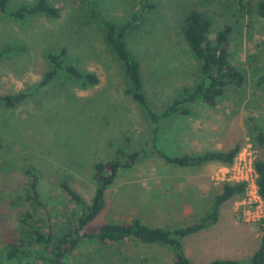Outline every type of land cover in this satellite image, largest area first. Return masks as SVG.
Masks as SVG:
<instances>
[{"label": "rangeland", "instance_id": "rangeland-1", "mask_svg": "<svg viewBox=\"0 0 264 264\" xmlns=\"http://www.w3.org/2000/svg\"><path fill=\"white\" fill-rule=\"evenodd\" d=\"M35 1L11 0L7 8ZM50 1L60 11L56 19L33 16L19 22L0 18V52L8 47L14 50L0 59V97L31 89L18 108L0 109V138L3 146L7 145L6 150H0V157L6 152V159H14L8 169L2 168L0 162V236L5 237L14 222L16 203L27 181L24 166L38 171L43 200L61 208L66 199L58 187L60 179L68 176L70 186L89 202L94 191L92 164L113 159L118 147L144 149L147 153L133 167L118 171L105 192V206L88 231L104 223L134 218L150 227L173 230L208 210L221 189L223 181L217 178H221L225 166L211 162L179 168L153 153L148 144L150 131L145 112L124 95L122 80L115 65L103 56L96 35L80 32V2ZM238 1L159 0V10L152 19L155 24L149 28L154 34L143 37L140 44L144 45L141 49L156 51L141 67L147 97L156 113L171 101L182 77L187 76L188 86L196 80V62L187 61L178 69L182 56L176 57L184 47L181 30L191 10L211 19L210 36L225 24L233 27L230 62L245 78L242 87L227 89L216 106L192 103L186 106L188 115L176 114L162 120L155 144L166 155L226 151L239 145V151L247 149L255 160L264 159V152L251 141L249 122V118H255L264 129V86L256 83L264 73V19L256 11L261 0H242L250 2L249 14L241 12ZM105 2L116 18H122L129 8V0ZM21 46L24 49L20 50ZM61 47L68 49V63H79L81 70L94 72L99 83L82 91L63 74L34 90L50 67L44 52ZM163 49L174 58H165ZM166 61L172 63L171 67ZM242 197L221 206L216 224L182 239L183 252L190 260L207 264L217 259H249L260 244L262 228L258 223L243 221L238 208ZM75 256V264H172L173 259L167 248L136 243L113 251L83 243Z\"/></svg>", "mask_w": 264, "mask_h": 264}, {"label": "trees", "instance_id": "trees-1", "mask_svg": "<svg viewBox=\"0 0 264 264\" xmlns=\"http://www.w3.org/2000/svg\"><path fill=\"white\" fill-rule=\"evenodd\" d=\"M10 1L0 0V18L26 22L33 16H45L50 19L60 16L59 9L50 0H36L34 4H23L8 10ZM78 1L80 3L77 20L83 26L80 32H87L92 37L96 35L103 47V56L115 65L113 67L124 85V95L145 112L150 131L148 144L150 143L152 152L159 154L168 164L179 168L199 167L211 162L223 166L232 164L240 150L239 145L226 151L169 156L156 147L155 141L162 120L176 114L188 115L189 110L186 106L192 103L200 102L207 107H214L224 97L227 89L243 86L245 78L242 71L230 62L233 27L225 24L215 32L214 36H210L211 19L198 10L188 12L181 30L184 47L181 46L182 53L178 51L176 57L179 54L185 61L181 58L178 69L187 61L196 62V80L192 86H188L185 84L187 76L182 77L175 86L176 91L171 101L160 113H156L147 97L148 92L141 71L142 62H148L153 56L151 53L154 54L156 51L149 52V48L141 49L140 46L144 47V45L140 44L141 39L147 38L152 32L149 28L155 24L152 19L159 10V0H129V8L122 18L113 16L112 7L108 6L105 0ZM238 6L241 12L245 11V14H249L252 10L249 1L244 3L239 0ZM256 11L259 17L264 19V0L258 2ZM83 28L86 31H82ZM21 49L24 47L21 46ZM11 50L12 47H8L0 52V59ZM162 51L165 52L162 54H165V58H174V55L166 49ZM67 54V47L44 52L45 60L50 67L42 80L35 85L34 90L47 86L63 74L73 80L76 87L82 91L99 83V78L94 72L81 70L78 67L81 66L78 65L79 63L78 66L68 63ZM166 65L171 67L172 63L166 61ZM256 83L261 87L264 86V73L257 78ZM30 90L1 96L0 109L13 111L18 108L27 99ZM249 122L252 131L251 141L255 147L264 152V129L255 118H249ZM2 143L0 138V150H6L7 145L4 147ZM146 153L144 149L130 151L118 147L115 149L113 159L93 163L91 178L94 182V191L89 202L70 186L68 176H63L58 187L66 199L65 206L68 204L66 208L48 205L40 193L38 171L34 167L24 166L22 172L27 181L23 187V194L16 203L18 207L14 222L9 233L5 237L0 236V264L9 262L75 264V253L83 243H94L108 251H113L127 243L164 247L173 253L172 264H196L184 254L182 239L216 224L221 206L233 198L243 196L245 190L243 183H222L219 193L212 199L208 210L173 230L150 227L138 218L104 223L93 231L87 229L103 210L105 192L113 183L118 171L133 167ZM7 157L6 152L0 157L1 166L5 169L14 164V159L8 160ZM254 169L257 174L258 194L264 200V159L255 160ZM207 264H264V231L258 248L248 260L240 262L217 259Z\"/></svg>", "mask_w": 264, "mask_h": 264}, {"label": "built area", "instance_id": "built-area-1", "mask_svg": "<svg viewBox=\"0 0 264 264\" xmlns=\"http://www.w3.org/2000/svg\"><path fill=\"white\" fill-rule=\"evenodd\" d=\"M255 159L250 151H239L232 164L224 165L219 181L229 183H243L244 194L239 203V211L246 223H258L264 231V200L258 194L256 184L257 174L254 169ZM222 182V183H223Z\"/></svg>", "mask_w": 264, "mask_h": 264}]
</instances>
